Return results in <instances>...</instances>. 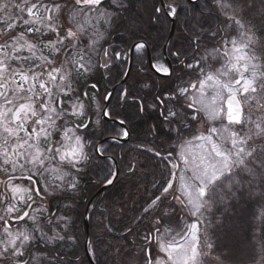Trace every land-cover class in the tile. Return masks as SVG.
Wrapping results in <instances>:
<instances>
[{
	"label": "snow or ice",
	"instance_id": "6c2138e0",
	"mask_svg": "<svg viewBox=\"0 0 264 264\" xmlns=\"http://www.w3.org/2000/svg\"><path fill=\"white\" fill-rule=\"evenodd\" d=\"M180 11L186 27L161 44ZM114 69L134 81L115 104L98 87ZM129 103L159 178L106 144L130 136L108 126ZM93 174L153 176L134 215L112 209L123 244L104 239L108 217L103 233L77 228ZM106 249L112 264H264V0H0V264H92Z\"/></svg>",
	"mask_w": 264,
	"mask_h": 264
},
{
	"label": "trees",
	"instance_id": "16d2710c",
	"mask_svg": "<svg viewBox=\"0 0 264 264\" xmlns=\"http://www.w3.org/2000/svg\"><path fill=\"white\" fill-rule=\"evenodd\" d=\"M170 2V0H169ZM177 3H183V0H177ZM178 21L175 26V31L173 35L174 40L177 36L181 34V29L186 27L185 21V15L183 11L179 12V15L177 17ZM169 23H166L163 25V27L159 28V32L162 34L160 38V43H162L168 34L169 31ZM156 30V29H155ZM153 35L155 34L154 28L151 29ZM119 34L117 33L116 36H114L115 42L119 43L118 39ZM117 69H114L112 74H108V77L105 78L103 75H100L99 77V89L102 91V89L105 87L112 86L116 82H118L115 79ZM125 87V85H124ZM121 90V89H120ZM119 92V91H118ZM116 92V94L118 93ZM113 98V104H115V95ZM124 104L120 105L117 108V111L119 112V116L123 120L127 118H131V115L136 114V107L135 105L130 108L129 106H124ZM135 121L137 123L138 127H142L145 124L144 120L136 116ZM108 126L111 127L108 123ZM116 126V125H115ZM165 148H169L167 145H165ZM126 150L125 147L123 148V152L121 155V159L127 160L128 156H125ZM157 164H160V161H158ZM156 164V165H157ZM155 165V166H156ZM151 167V170L154 172H157V177L159 171L163 168V165H160V168ZM149 171V169H141V171ZM151 178V179H146ZM167 178V177H165ZM136 180V177H133V180ZM153 179L152 175H148L147 177H141L139 178V184L134 185L131 182H128V178L124 175H121L118 180L115 181L113 185H110L108 188L102 190L97 197L94 200V203L92 205L91 211L89 213V236L91 237L94 233H103V225L98 226V223L102 220H105V217H108L112 220V232L108 233L104 239L108 242H111L113 244L119 245L123 244L124 241L120 239V236L123 232L124 225L127 223V218H121L118 215H114L112 212V209L119 210L122 207H126L128 209L127 216H132L135 213L132 211L134 208H139L142 204H144L147 193L145 189L151 188V185L149 181ZM131 183V185L129 184ZM102 184L96 183V176L93 174L91 177H85L81 181V191L77 198V212L73 213V218L77 221V228L79 229V232L81 234V237H85V228L83 223V216H79L77 213H83L84 214V207L86 205L87 200L89 197L95 193L98 189H100ZM137 188H139V191H137ZM103 214V215H102ZM107 222V221H106ZM131 239V238H130ZM106 248V245L104 246ZM79 253L83 256L85 255L83 244L81 243L78 248ZM115 251V249H106L105 253L98 254V261H94L96 264H112V254ZM86 264L88 262L86 261Z\"/></svg>",
	"mask_w": 264,
	"mask_h": 264
},
{
	"label": "flooded vegetation",
	"instance_id": "af4514ba",
	"mask_svg": "<svg viewBox=\"0 0 264 264\" xmlns=\"http://www.w3.org/2000/svg\"><path fill=\"white\" fill-rule=\"evenodd\" d=\"M171 19H173L174 31H175V26H176V23L178 21L177 17L169 18L167 20H162V24L164 25L166 23H169V25H170ZM153 28H154L155 34H157L158 29L156 27H153ZM153 34H154V32H153ZM173 35H174V32H173ZM172 39H173V37H172ZM164 41L162 43H164ZM103 76L105 78H107L108 74L103 75ZM99 77H98V79H99ZM91 82H95V81H91ZM115 84H113V85H115ZM133 84H134V81L130 79L125 84V87H128L129 85H133ZM99 86H100V83H99L98 87ZM112 86H109V87L104 86L102 91H100V89H99L101 96ZM122 86L124 87V84ZM121 87L117 90V92L120 91ZM90 90L92 92V89H90ZM114 94H116V92ZM114 94H113V96H114ZM125 105L129 106L130 108H132V106H134L133 104L129 103V104H124L122 107H124ZM136 116L137 115L134 114V115H131V118L125 119V125L130 131V136L126 140L124 138H121L118 141L108 140V141H106V144L110 145V154L114 155L117 158V160L121 158L123 148L125 147L126 153H128L130 156L136 157L141 162L148 160L149 164H150V168L151 167L153 168L158 163L159 160H158V158L152 157L151 153H144L143 148L158 147V141H154L152 139V137L146 135V127H147L146 125H144L142 127L137 126V123L135 121ZM115 118H119L120 120H123L121 117H115ZM109 125L111 127H117L118 128V126L114 123H109ZM167 146L169 147L170 145H167ZM145 172H146V170H145ZM146 179H151V178H146ZM128 182H130V181H128Z\"/></svg>",
	"mask_w": 264,
	"mask_h": 264
},
{
	"label": "water",
	"instance_id": "95a60500",
	"mask_svg": "<svg viewBox=\"0 0 264 264\" xmlns=\"http://www.w3.org/2000/svg\"><path fill=\"white\" fill-rule=\"evenodd\" d=\"M172 30H173V24L171 26L170 33H169V36H168L167 40H170L171 34H172ZM91 201H92V199L87 204V207H86V210H85V216H84V222H85V227H86V236H88V231H87V225H88L87 224V211H88V208L90 206ZM92 264H94V263L92 262Z\"/></svg>",
	"mask_w": 264,
	"mask_h": 264
},
{
	"label": "rangeland",
	"instance_id": "374dc122",
	"mask_svg": "<svg viewBox=\"0 0 264 264\" xmlns=\"http://www.w3.org/2000/svg\"><path fill=\"white\" fill-rule=\"evenodd\" d=\"M186 220V224L189 223V220L188 219H185ZM183 224V223H182ZM182 224H180V228L182 227ZM179 230V229H178Z\"/></svg>",
	"mask_w": 264,
	"mask_h": 264
}]
</instances>
